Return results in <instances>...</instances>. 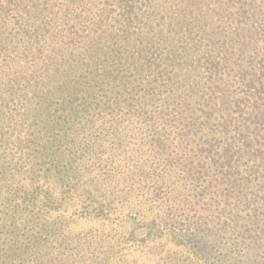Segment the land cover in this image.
I'll use <instances>...</instances> for the list:
<instances>
[{
	"label": "trees",
	"instance_id": "obj_1",
	"mask_svg": "<svg viewBox=\"0 0 264 264\" xmlns=\"http://www.w3.org/2000/svg\"><path fill=\"white\" fill-rule=\"evenodd\" d=\"M144 251L264 264V0H0V264Z\"/></svg>",
	"mask_w": 264,
	"mask_h": 264
},
{
	"label": "rangeland",
	"instance_id": "obj_2",
	"mask_svg": "<svg viewBox=\"0 0 264 264\" xmlns=\"http://www.w3.org/2000/svg\"><path fill=\"white\" fill-rule=\"evenodd\" d=\"M90 226H94V223L92 222H85V223H82V225H80V229H86L87 227H90ZM133 258H135L136 260H138L141 264H154L156 263L154 257H151L150 255H147L145 254V251L144 252H136L134 255H133Z\"/></svg>",
	"mask_w": 264,
	"mask_h": 264
}]
</instances>
